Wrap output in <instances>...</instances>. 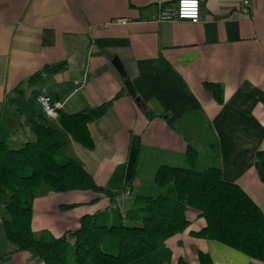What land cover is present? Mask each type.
I'll return each mask as SVG.
<instances>
[{
  "label": "crops",
  "instance_id": "1",
  "mask_svg": "<svg viewBox=\"0 0 264 264\" xmlns=\"http://www.w3.org/2000/svg\"><path fill=\"white\" fill-rule=\"evenodd\" d=\"M176 1L0 0V142H13L19 132L20 147L32 138L29 124L42 113L35 101L39 87L67 114L95 109L121 93L86 125L92 149L68 137L63 151L95 184L115 193L119 205L130 201L133 207L142 196L143 171L150 194H158L157 169L186 167L189 147L198 169L219 168L222 179L238 186L264 216V183L254 169L256 152L264 150V0H248L247 13L240 11L242 0H199L198 23L158 22L159 7ZM117 19L127 24L112 23ZM59 64L60 72L28 85L33 75ZM204 84L221 88V104ZM134 163L137 175L125 196ZM67 205L74 208L60 209ZM114 207L92 191L41 188L32 202L31 230L62 237L71 247L82 216ZM120 208L127 211L122 203ZM185 216L187 229L166 242L170 264H200L199 252L211 264H264L195 237L205 221L190 208ZM4 217L0 206V227ZM4 264L43 263L18 252Z\"/></svg>",
  "mask_w": 264,
  "mask_h": 264
},
{
  "label": "trees",
  "instance_id": "2",
  "mask_svg": "<svg viewBox=\"0 0 264 264\" xmlns=\"http://www.w3.org/2000/svg\"><path fill=\"white\" fill-rule=\"evenodd\" d=\"M62 69V64L48 66L33 75L28 85ZM204 88L221 104V88L209 84ZM121 95L95 109L60 112L56 123L41 113L29 124L31 140L21 147L11 148L7 141L0 142V206L5 212L2 229L12 246L11 252L0 254V264L18 252L43 264H170L166 242L187 229L188 208L205 221L195 237L219 242L264 262L262 212L238 186L222 179L219 168L198 169L197 153L191 148L186 150V167L163 165L157 169L156 196H137L134 206L123 213L116 205L115 193L95 184L78 160L63 155L68 137L92 149L86 125L101 117ZM146 117L151 119L152 115L146 112ZM163 119L170 124L166 116ZM254 169L264 183V150L256 152ZM136 175L134 163L130 179L122 187L125 194H130ZM41 188L52 193L92 191L103 194L116 207L82 216L70 247L62 237L47 232L34 234L31 230L32 202ZM72 208L74 205L60 206L64 211ZM197 256L200 264H211L205 254L199 252Z\"/></svg>",
  "mask_w": 264,
  "mask_h": 264
},
{
  "label": "built area",
  "instance_id": "3",
  "mask_svg": "<svg viewBox=\"0 0 264 264\" xmlns=\"http://www.w3.org/2000/svg\"><path fill=\"white\" fill-rule=\"evenodd\" d=\"M248 2V0H242L240 8L241 13L248 12ZM156 20L158 22L188 21L192 24H196L200 20V1L177 0L172 6H160ZM112 23L125 25L127 24V20L117 19ZM35 101L43 115L50 120H55L62 109L61 104L51 100V97L47 94L44 87L38 88L35 94ZM116 205L121 212L118 198H116Z\"/></svg>",
  "mask_w": 264,
  "mask_h": 264
},
{
  "label": "rangeland",
  "instance_id": "4",
  "mask_svg": "<svg viewBox=\"0 0 264 264\" xmlns=\"http://www.w3.org/2000/svg\"><path fill=\"white\" fill-rule=\"evenodd\" d=\"M23 132H19L14 138H13V142L12 141H10V139H4L3 141H7L9 144H10V146H11V148L12 147H20V146H18L19 144H17L18 143V141H20V140H22V137H23ZM31 140V139H30ZM13 143V144H12ZM140 176L141 177H143V184H142V191L145 193V194H147L148 196H152V197H154V196H156L157 194H150V188H149V183H150V181H148V179L146 178L147 176H148V172L147 171H143L142 173H140ZM156 190H157V192H159V189L156 187ZM133 193L136 195V194H139V193H136L135 192V190L133 191ZM144 193H142L141 195L142 196H144L145 194ZM119 199V198H118ZM121 203H122V207L124 208V209H127V210H129V209H131L132 207H131V205H132V203L130 202V201H121ZM121 203H120V205H121ZM129 208V209H128ZM34 234H36V233H34ZM7 246H10V247H12L6 240H5V237H4V234H3V229H2V227H0V254L2 255V254H5L6 252H7Z\"/></svg>",
  "mask_w": 264,
  "mask_h": 264
},
{
  "label": "water",
  "instance_id": "5",
  "mask_svg": "<svg viewBox=\"0 0 264 264\" xmlns=\"http://www.w3.org/2000/svg\"><path fill=\"white\" fill-rule=\"evenodd\" d=\"M124 86H125V90H126V92H127L130 96L135 97V93H134V90H133V88H132L130 82L126 81V82L124 83ZM136 100H137V99H136Z\"/></svg>",
  "mask_w": 264,
  "mask_h": 264
}]
</instances>
